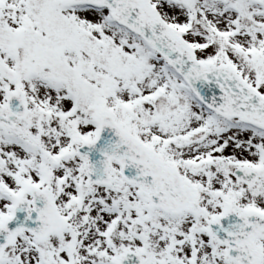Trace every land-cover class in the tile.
I'll return each mask as SVG.
<instances>
[{"label": "snow or ice", "instance_id": "1", "mask_svg": "<svg viewBox=\"0 0 264 264\" xmlns=\"http://www.w3.org/2000/svg\"><path fill=\"white\" fill-rule=\"evenodd\" d=\"M0 264H264V0H0Z\"/></svg>", "mask_w": 264, "mask_h": 264}]
</instances>
